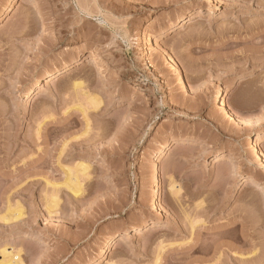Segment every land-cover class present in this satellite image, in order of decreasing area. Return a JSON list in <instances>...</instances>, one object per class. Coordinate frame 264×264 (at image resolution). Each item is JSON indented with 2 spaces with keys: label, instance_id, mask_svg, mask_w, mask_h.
Wrapping results in <instances>:
<instances>
[{
  "label": "rangeland",
  "instance_id": "rangeland-1",
  "mask_svg": "<svg viewBox=\"0 0 264 264\" xmlns=\"http://www.w3.org/2000/svg\"><path fill=\"white\" fill-rule=\"evenodd\" d=\"M11 3L0 21V261L6 248L22 249V264H155L163 243L159 264H264V0H0V15ZM95 50L103 60L87 66ZM221 95L255 122L224 114ZM224 154L236 161L214 160ZM93 157L109 165L93 162L75 194L66 170ZM9 204L24 216L8 224Z\"/></svg>",
  "mask_w": 264,
  "mask_h": 264
},
{
  "label": "bare ground",
  "instance_id": "bare-ground-1",
  "mask_svg": "<svg viewBox=\"0 0 264 264\" xmlns=\"http://www.w3.org/2000/svg\"><path fill=\"white\" fill-rule=\"evenodd\" d=\"M13 6H14V4L12 5V3H11L5 9V11L3 12V14L0 15V21L5 20L9 16V14L11 13V11L13 9ZM190 19H191V16L190 17L183 18L178 24L180 25V23L183 22L182 23V26H183V24H186ZM101 60H103V54L101 53V51L95 50V51H92V52L88 53V55L86 56V59H85L84 62H86L87 66H88V65H92L93 63L100 62ZM79 62H80L79 59H74L72 62H65L63 64V66L60 69H57L55 72H53L51 74V76L53 77V79L63 78L65 76V74H67V72L70 71V69L72 67H76L79 64ZM101 71L104 72V73L107 72V67L103 64V61L101 62ZM177 71H178V73L180 75L182 74V72H181V70L179 68H177ZM184 78H185V80L188 83L192 80L191 79V76L188 75V74H186V76H184ZM194 84H195V86H197L196 83H194ZM81 87H82V84H81ZM217 94L219 95V92ZM86 98H87L88 104L90 106L89 109L90 108H93V109L100 108V106L102 104L100 98H98L96 96H93V95H90V93H89L88 96H86ZM219 100H220V102H219L220 107H221V109H222V111H223L224 114H226V115H231L232 114L234 116V118L239 123H244V124L251 123L252 124V123L255 122L251 118H248V117L243 116V114L241 112L237 111L236 109H232L230 107V105L228 106L227 103H226V101L223 99V95L219 96ZM87 106L81 104L79 110H81V113L83 114L84 120H85L86 125H87V128H88L90 125H89V117L87 116L88 110H89ZM229 107L232 110L229 109ZM43 122L44 121H42L41 123H39L38 129L36 131L38 138L40 137V132H41L40 131V128H41V125L43 124ZM87 130H89V129H87ZM256 136L257 137L255 139L256 140V145L255 146L258 148L259 147V139H260L261 136H260L259 133H256ZM126 142H128V141H126ZM128 144H129V142L127 144L125 143L126 146H129ZM170 146H171V143H167L163 147L160 148V150L158 151V157H157L158 160H162L164 158L165 152L167 150H169V147ZM258 155H259L258 157L261 158V160H264V152H262V151L259 150ZM225 159L228 160V162H235L236 161V157L234 155H232V154H230V155H226V154H224V155H217L214 158V160L216 162L217 161H221V160H225ZM93 162L94 163L95 162L98 163L99 166H107V165H109V162L107 161V159L101 158V157H93L88 162L87 161H80V162H78L75 165V167H73V168H71V167L67 168V170H66L67 178H66V181H65V185H67V187L70 190H72L75 194H77V193L79 194L80 193V190H81L80 183L82 181H84V180H92L94 178V174L95 173H94V168H93V166H94L93 165ZM161 174H162V169L159 168V166H156V168H155V176H156L155 183L158 186L156 199H161L162 198V194H160V181H161L160 177H161ZM252 180L255 181L256 179L255 178H252ZM176 182L177 181L174 180V177L173 176L172 177L170 176L169 188H170V191H171L172 196L177 201V200H179V196L181 194L180 193L181 188H177V186H176L177 183ZM260 187H261V191L264 192V185L263 186L260 185ZM54 196H55V194H54ZM55 197L57 198V194H56ZM56 198L53 197V198L50 199V201H48L49 204L47 205V209L51 213L56 212L57 209H58V207H59V205H58L59 204L58 203L59 201L57 200L58 198L57 199ZM197 206L198 207L202 206V203H198ZM23 216H24V210L21 207V205L18 204L16 206V208L11 209V205L9 204L8 205V209H7V212L4 215V217H2V220L5 223H8L9 224V223H12L14 221L21 220ZM186 216H188V215H186ZM189 218H190V216H189ZM191 219H189L188 221L191 224L190 227L192 229L191 230L192 231L191 234H192L193 231H194V229H196V223H197V221H194V220H191ZM195 219H196V217H195ZM192 239H190L189 242L187 241L186 243L185 242H182V243L178 244L177 246L178 247L188 246L189 243L191 244V242H194V240H192ZM47 240H48L47 238H44L42 242L47 241ZM116 242H117V238L115 237V238H113L110 241V243L108 244V246L105 249V251H111L114 248V246L116 245ZM162 244L163 243H161V246L159 245L160 246V249H159L160 252H159V255L156 258V263L155 264H159V262L161 261V256H160L161 251L162 250H165V245L164 244L162 245ZM191 249H192V253H195V252H198L199 251L198 246L195 248V243H194V245H192ZM21 252H22V249H18L16 251H15V249H13L12 252H8V250L6 248L3 249L1 251V254L3 256V260L0 261V264H22L23 262H22V259H21ZM98 258H99L98 260H102V259H104L106 257H105V254H103V255L99 256ZM112 263L113 262H109L107 264H112ZM94 264H98V261H95Z\"/></svg>",
  "mask_w": 264,
  "mask_h": 264
}]
</instances>
